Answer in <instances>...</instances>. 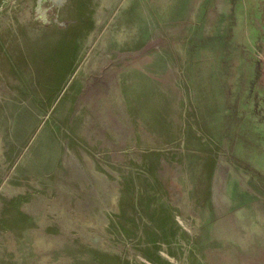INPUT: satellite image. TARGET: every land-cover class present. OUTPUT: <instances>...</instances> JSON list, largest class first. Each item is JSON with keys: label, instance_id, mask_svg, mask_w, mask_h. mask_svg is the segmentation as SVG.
Here are the masks:
<instances>
[{"label": "rangeland", "instance_id": "rangeland-1", "mask_svg": "<svg viewBox=\"0 0 264 264\" xmlns=\"http://www.w3.org/2000/svg\"><path fill=\"white\" fill-rule=\"evenodd\" d=\"M231 1L0 0V264H264Z\"/></svg>", "mask_w": 264, "mask_h": 264}, {"label": "water", "instance_id": "water-1", "mask_svg": "<svg viewBox=\"0 0 264 264\" xmlns=\"http://www.w3.org/2000/svg\"><path fill=\"white\" fill-rule=\"evenodd\" d=\"M214 46L264 144V0H232Z\"/></svg>", "mask_w": 264, "mask_h": 264}, {"label": "bare ground", "instance_id": "bare-ground-1", "mask_svg": "<svg viewBox=\"0 0 264 264\" xmlns=\"http://www.w3.org/2000/svg\"><path fill=\"white\" fill-rule=\"evenodd\" d=\"M103 111V110H102ZM88 142V141H87ZM53 226V225H52ZM56 227V226H55ZM46 249V248H45ZM44 260V259H43Z\"/></svg>", "mask_w": 264, "mask_h": 264}]
</instances>
